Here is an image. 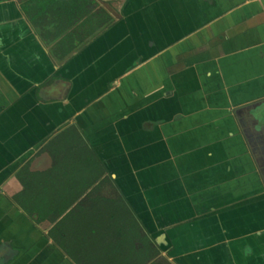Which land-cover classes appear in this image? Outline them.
I'll return each instance as SVG.
<instances>
[{
  "label": "crops",
  "instance_id": "crops-1",
  "mask_svg": "<svg viewBox=\"0 0 264 264\" xmlns=\"http://www.w3.org/2000/svg\"><path fill=\"white\" fill-rule=\"evenodd\" d=\"M0 264H264V0H0Z\"/></svg>",
  "mask_w": 264,
  "mask_h": 264
},
{
  "label": "trees",
  "instance_id": "trees-1",
  "mask_svg": "<svg viewBox=\"0 0 264 264\" xmlns=\"http://www.w3.org/2000/svg\"><path fill=\"white\" fill-rule=\"evenodd\" d=\"M94 204H96V201L94 202ZM121 215H122L121 219H126V220L128 219L127 214L121 212ZM55 242H56V241H55ZM56 244H57V246H59L62 250H63V248H64L65 250H67L66 247H64V245H63L62 243H59V242L57 241ZM154 253H155V251H154Z\"/></svg>",
  "mask_w": 264,
  "mask_h": 264
}]
</instances>
